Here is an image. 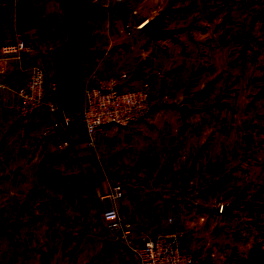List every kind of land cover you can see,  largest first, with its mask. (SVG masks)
I'll return each instance as SVG.
<instances>
[{
    "label": "crops",
    "instance_id": "0c3cea01",
    "mask_svg": "<svg viewBox=\"0 0 264 264\" xmlns=\"http://www.w3.org/2000/svg\"><path fill=\"white\" fill-rule=\"evenodd\" d=\"M126 1L144 11L142 20L168 2ZM173 3L169 24L186 29L151 46L147 73L131 80L151 89L143 119L106 124L89 145L80 120L67 128L59 109L23 115L14 96L1 102L0 264H139L142 237L162 231L178 232L195 264H239L249 251L258 233L257 198L264 197V88L253 92L252 85L255 75L264 83V62L232 56L238 0ZM244 5L245 17L264 19V0ZM193 42L195 55L162 53ZM24 64L44 69L46 98L55 100L53 52L37 49ZM194 66L200 75L191 84L187 69ZM116 182L123 183L122 197L109 195ZM226 201L231 210L223 214ZM111 208L132 223L129 243L107 226ZM228 242L238 254L226 251Z\"/></svg>",
    "mask_w": 264,
    "mask_h": 264
},
{
    "label": "built area",
    "instance_id": "2783aa9c",
    "mask_svg": "<svg viewBox=\"0 0 264 264\" xmlns=\"http://www.w3.org/2000/svg\"><path fill=\"white\" fill-rule=\"evenodd\" d=\"M125 0H103L100 5L113 9ZM37 51L34 42L19 33L15 40L0 43V74L8 77L16 76L25 59ZM111 55L109 48L93 49L92 66L88 68L82 83V106L78 111V119L82 123L89 145H95L102 127L106 124L121 126L130 125L143 119L151 109V89L147 82L138 86H125L127 72L119 73L103 71L102 64ZM56 86L53 82L52 89ZM45 72L39 65H31L27 76L18 84L0 79V104L8 95L15 97V106L23 115L48 107L58 110L55 100L46 98ZM67 118H75L69 117ZM205 188L200 184L199 193ZM123 183L112 185L111 197L123 196ZM107 226L121 234V238L129 243L132 236V223L126 220L117 208L105 211ZM174 216L168 215L167 222L172 224ZM139 264H195L196 255L182 245L176 231H162L145 234L141 243L135 248Z\"/></svg>",
    "mask_w": 264,
    "mask_h": 264
},
{
    "label": "rangeland",
    "instance_id": "374dc122",
    "mask_svg": "<svg viewBox=\"0 0 264 264\" xmlns=\"http://www.w3.org/2000/svg\"><path fill=\"white\" fill-rule=\"evenodd\" d=\"M26 1L27 7L34 15V18L31 20L32 25L29 27L24 26V19L21 22L17 20V13L23 0H0V43L13 41L19 33H23L28 40L35 43L37 49L46 47L49 51L53 52L52 49L60 46L68 36L61 17L63 0ZM92 1L95 4H101L103 0ZM238 1V10L236 12V16L238 15V17L233 19L234 32L231 35V41L233 42L232 56L241 60L246 53L252 60L257 58L258 62L263 63L264 50H260V44L264 39V19L252 18L250 17L251 15L245 17L244 0ZM127 2L129 1H126V3L124 1L113 8L115 9L113 13L106 15L95 14L89 17L93 26L91 47L92 50L99 49L102 51L109 48L111 59H106L102 64V66L104 65L103 68L101 66V69H104L103 71L119 73L121 70H125L127 78L124 85L138 86L139 84H134L131 80L134 77H141L147 73L146 54L150 53L151 45L145 44V36L138 27L144 17V11L140 7L132 6L131 2ZM223 20L224 18H221L220 22L223 23ZM190 37L191 40L197 38L196 30H193L189 34V39ZM182 52L195 55L197 53L195 43L193 42L190 45L187 43L174 45L170 50L163 51L162 53L164 55H175L176 53L177 55ZM28 72L29 68L23 63L16 76L11 78L21 82ZM187 75L189 76L190 83L195 84L196 77L200 75V72L194 66L187 69ZM0 79L6 80V76L0 74ZM252 85L253 92L258 91V88H256L258 85L264 88V83H260L259 75L254 76ZM190 99H188L187 103L191 102ZM181 100L177 99L175 101L177 105ZM68 113L66 112V116ZM69 114L70 116H76V114ZM239 234H242V231L238 230L237 235ZM225 235L227 240L233 237L232 226L226 229ZM227 246L230 249L226 251L238 254L236 253V248L232 249L231 242H228Z\"/></svg>",
    "mask_w": 264,
    "mask_h": 264
},
{
    "label": "water",
    "instance_id": "95a60500",
    "mask_svg": "<svg viewBox=\"0 0 264 264\" xmlns=\"http://www.w3.org/2000/svg\"><path fill=\"white\" fill-rule=\"evenodd\" d=\"M177 9L178 6L174 5L173 0H168L165 6L140 22L138 27L145 36L146 45L150 44L153 48L163 46L167 38H177L178 33L186 29L185 25L169 24L168 17ZM114 11L115 9H107L92 0H63L61 17L68 36L53 50L56 65V86L53 95L61 120L67 128L76 124L74 118H67L66 112H78L81 109L84 61L88 60L93 52V26L89 17ZM186 109V104L180 107L182 115ZM230 210V203L223 202L221 212L227 214ZM2 230L4 227H0V231Z\"/></svg>",
    "mask_w": 264,
    "mask_h": 264
},
{
    "label": "trees",
    "instance_id": "16d2710c",
    "mask_svg": "<svg viewBox=\"0 0 264 264\" xmlns=\"http://www.w3.org/2000/svg\"><path fill=\"white\" fill-rule=\"evenodd\" d=\"M26 2H27L26 0H23L22 4H20V7L17 13V20L21 22L24 19L25 20L24 26L29 27L32 25L31 20L34 18V15L32 14V11L29 10V8L27 7ZM91 66H92V62L90 59L84 61V75H85L86 70L90 68ZM6 79L13 84L19 83V81L14 80L11 77H8V78L6 77ZM68 112L73 115L78 114V112H72V111H68ZM77 119L78 118H76V124L78 122ZM76 124L71 126L70 129L75 128L77 126ZM83 131L85 135L84 136L85 141H87L88 138L85 133L84 127H83ZM71 135H72V132H71ZM80 138H82V136ZM257 200L258 202L255 208V214L258 220V225H257L258 233L256 235V238H254V242L252 243L249 251L247 252L245 256L241 258L239 264H264V218H263L264 215H262V212L264 211V197L259 196Z\"/></svg>",
    "mask_w": 264,
    "mask_h": 264
}]
</instances>
